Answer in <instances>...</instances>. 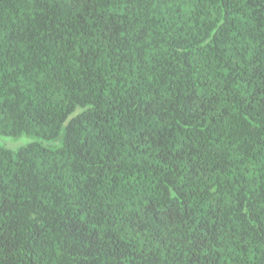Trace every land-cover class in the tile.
<instances>
[{
  "label": "trees",
  "instance_id": "16d2710c",
  "mask_svg": "<svg viewBox=\"0 0 264 264\" xmlns=\"http://www.w3.org/2000/svg\"><path fill=\"white\" fill-rule=\"evenodd\" d=\"M0 264H264V0H0Z\"/></svg>",
  "mask_w": 264,
  "mask_h": 264
},
{
  "label": "rangeland",
  "instance_id": "374dc122",
  "mask_svg": "<svg viewBox=\"0 0 264 264\" xmlns=\"http://www.w3.org/2000/svg\"><path fill=\"white\" fill-rule=\"evenodd\" d=\"M33 141H38L43 144H48L47 141L43 139H37L25 135H22L19 138H12L9 135L0 134V146L9 148L14 151H16L19 147L24 146Z\"/></svg>",
  "mask_w": 264,
  "mask_h": 264
}]
</instances>
